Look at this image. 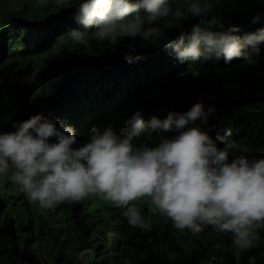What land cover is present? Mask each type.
I'll return each mask as SVG.
<instances>
[{
    "label": "trees",
    "instance_id": "1",
    "mask_svg": "<svg viewBox=\"0 0 264 264\" xmlns=\"http://www.w3.org/2000/svg\"><path fill=\"white\" fill-rule=\"evenodd\" d=\"M26 1L23 0L25 8ZM82 2L66 0L60 6L53 2L40 10H29L22 19L44 22L42 25L20 22L19 28L29 31L46 28L59 19L61 24L42 42L25 49L30 56L44 52L51 54V60L59 59L57 74L47 71L40 76L49 78V87L62 86L51 100L35 103L27 115L25 112L30 109L21 111L26 120L42 114L56 120L58 128L71 126L76 136L72 147L79 148L90 141L93 127L103 130L114 125V132L123 136L131 128L122 131L124 122L137 111L148 122L153 117L165 119L169 112L183 114L194 104L202 103L205 112L209 108L215 111L206 122L197 120L190 127L207 132L218 149L230 146L229 163L241 156L249 161L264 159V43L259 45L255 64L235 58L225 63L222 56L218 60L201 57L181 61L171 47L165 46V42H176L181 36L187 43L193 28L206 27L205 21L213 16L223 23V29L213 31L227 32L236 27L239 31L230 34L241 38L256 33L264 29V0H208L213 8L201 17L186 13L185 5L190 0H169L173 11L180 7L186 14L179 20L170 15L154 25L160 28V47L139 38H124L111 49L106 42L92 41L90 51L70 40L57 41V37L72 29L84 30L74 19ZM44 11L49 12L38 19ZM22 14L25 12H17L18 16ZM14 30L10 21L6 26L0 23V39L4 34L6 40ZM48 30L42 29L41 34ZM128 44L135 46L138 57L131 62L123 59L131 51ZM9 48L5 51L0 46V54L4 53L0 59L7 56L9 61L3 75L16 62V52H7ZM36 60L41 61L42 56ZM177 135L176 131L164 132L154 135L151 141L141 136L134 138L133 143L151 148L158 146L161 138ZM49 142L54 143L55 139ZM79 202L65 201L42 209L2 176L0 264H249L252 257L254 264H264V226L257 229L260 246L245 252L237 261L231 233H219L211 226L196 235L189 229H176L147 198L133 203L142 209V215L152 214L151 231L131 227L123 216L125 209L103 197Z\"/></svg>",
    "mask_w": 264,
    "mask_h": 264
},
{
    "label": "clouds",
    "instance_id": "2",
    "mask_svg": "<svg viewBox=\"0 0 264 264\" xmlns=\"http://www.w3.org/2000/svg\"><path fill=\"white\" fill-rule=\"evenodd\" d=\"M54 2L60 6L66 0ZM36 3L43 7L48 0ZM212 8L208 0H190L185 5L186 13L194 17L204 16ZM186 13L180 7L173 11L169 0H83L74 19L84 30H70L57 41L70 40L88 51L93 40L106 42L111 49L124 38H139L160 47V28L154 25L170 15L179 20ZM30 21L33 26L44 23L32 19L20 22L29 25ZM205 25L195 26L187 43L181 36L176 42H165V46L171 47L181 61L201 57L218 60L222 56L225 63L234 58L257 63L254 57L259 56V45L264 43V29L241 38L230 34L239 31L236 27L227 32L213 31L223 29L219 17L213 16ZM126 47L131 51L124 54L125 61L138 58L133 44ZM5 59L7 56L0 62V78ZM52 69L48 74H57L55 68L50 72ZM61 87L48 85L42 92L29 89L28 99L34 97L29 99L32 104L28 107L13 105L12 96L18 87L5 95L4 100H11L12 106L0 108V179L6 176L42 209L65 201L80 203L103 197L125 209L123 216L131 227L151 231L152 214L142 215V209L133 203L147 198L176 229H189L196 235L211 226L219 233H231L237 261L260 246L257 229L264 226V159L249 161L241 156L229 163L230 146L218 149L207 132L190 127L197 120L206 122L213 108L205 112L202 103H196L183 114L169 112L165 119L153 117L148 122L137 111L124 122L122 131L131 126L127 134L117 135L114 125L103 130L93 127L90 141L73 148L76 136L71 126L58 128L56 120L42 114L26 120L21 113L35 103L51 100ZM12 123L14 132L10 131ZM173 131L179 135L161 138L156 147H136L133 143L134 138L143 136L151 141L154 135ZM51 138L54 143L49 142ZM254 262L255 258H250L249 264Z\"/></svg>",
    "mask_w": 264,
    "mask_h": 264
},
{
    "label": "bare ground",
    "instance_id": "3",
    "mask_svg": "<svg viewBox=\"0 0 264 264\" xmlns=\"http://www.w3.org/2000/svg\"><path fill=\"white\" fill-rule=\"evenodd\" d=\"M54 0H48L47 5L52 4ZM25 3L28 4V6L25 8L23 0L18 1V0H1L0 3V23L2 26H6L7 21H10L12 23V26L15 27L16 30L13 32H10L9 38L4 40V34L2 38L0 39V46H2L5 51L6 47H10L7 49V52H16V62L13 63L12 66H10L6 71L3 77L0 79V102H3L4 105H0V108L4 107L7 102L4 100V97L7 93L12 91L13 89L17 88L18 85L12 83V78L10 76V71L11 69H19L21 71V76H23L24 73H31V74H39L38 69L41 73L49 71V69H52L53 66L56 64L60 63L59 59H54L51 60L49 58V55L51 54H46L44 52H37L34 55H29V50H25L26 48L30 46H34L39 42H42L43 39L49 37L51 31H56L61 27L60 24V19L56 23H52L51 25H48V27H42V28H33L34 30L29 31V28H19L17 24L20 23V21L28 15L29 10H34L37 8V3L36 0H27ZM44 8L43 7H38V10ZM24 11L25 14H22L21 16L17 15V12ZM50 11V10H49ZM49 11H44L38 14V19L40 17H43L46 13ZM18 16V18H14V16ZM30 18V16H28ZM42 29H49L47 32H44L41 34ZM73 30V29H72ZM31 33V35H30ZM12 40V41H8ZM95 41V40H93ZM29 44V45H28ZM47 44V42L44 44V46ZM32 47L30 49H32ZM12 48V49H11ZM18 48V49H17ZM11 49V50H10ZM38 56H42L41 61H37L36 58ZM2 59H0L1 62ZM54 61V62H53ZM9 61H6L4 65H2V69L5 67V65ZM45 79L44 76H39V78ZM24 82V81H23ZM13 84V85H12ZM54 103V102H53ZM29 111H32V109L28 110L25 112L27 115ZM12 126V125H10ZM16 129L12 127L10 131L14 132ZM93 199V197H92Z\"/></svg>",
    "mask_w": 264,
    "mask_h": 264
},
{
    "label": "rangeland",
    "instance_id": "4",
    "mask_svg": "<svg viewBox=\"0 0 264 264\" xmlns=\"http://www.w3.org/2000/svg\"><path fill=\"white\" fill-rule=\"evenodd\" d=\"M54 68L55 67H53V69L50 72H52ZM39 70L41 69H38V71H36L39 74L24 73L23 76H21V71L19 69H11L10 76L12 78V83L18 85V90H16L15 91L16 93L12 96L13 98L12 100L15 101L13 105L18 104L28 107L29 105L32 104V102L29 99L34 97L33 94L32 97L30 96V98L28 99L29 89H32L33 91L41 90L42 92L44 87H48L49 78H47V80L41 79V77L39 78L41 74ZM11 106H12V102L11 100H9L8 103L4 106V109L11 108ZM8 112L9 111H7V113Z\"/></svg>",
    "mask_w": 264,
    "mask_h": 264
},
{
    "label": "built area",
    "instance_id": "5",
    "mask_svg": "<svg viewBox=\"0 0 264 264\" xmlns=\"http://www.w3.org/2000/svg\"><path fill=\"white\" fill-rule=\"evenodd\" d=\"M207 264H210V263H207Z\"/></svg>",
    "mask_w": 264,
    "mask_h": 264
}]
</instances>
